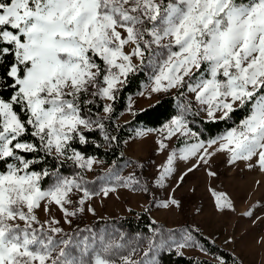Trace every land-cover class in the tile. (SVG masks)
<instances>
[{
    "label": "rangeland",
    "instance_id": "1",
    "mask_svg": "<svg viewBox=\"0 0 264 264\" xmlns=\"http://www.w3.org/2000/svg\"><path fill=\"white\" fill-rule=\"evenodd\" d=\"M12 0L2 32L21 60L19 79L34 130L53 154L73 132L102 128L125 75L148 73L115 119L127 122L163 94L178 113L123 142L127 159L71 154L65 172H0V264H157L168 251L213 259L201 236L241 264H264V96L247 117L212 139L188 125L226 117L264 86V0ZM21 34L22 38H19ZM95 55V56H93ZM100 58L102 67H99ZM205 70L193 72L199 63ZM10 73L16 76V67ZM82 110L85 115L79 113ZM0 154L21 131L0 100ZM22 147V144H18ZM146 211V231L128 227ZM217 258V257H216Z\"/></svg>",
    "mask_w": 264,
    "mask_h": 264
},
{
    "label": "trees",
    "instance_id": "2",
    "mask_svg": "<svg viewBox=\"0 0 264 264\" xmlns=\"http://www.w3.org/2000/svg\"><path fill=\"white\" fill-rule=\"evenodd\" d=\"M12 0H0V10ZM35 1V0H29ZM249 0H231L230 3L242 5ZM9 30L18 33L16 28L8 24L0 25V100L8 103L15 116L21 131L7 138L6 147L0 154V172L13 168L17 175L36 176V185L43 188L53 173L65 172L66 164L71 161V154L77 152L84 157L94 156L105 163L127 159L123 152V142L134 134L138 126L155 129L178 113V95H182L184 88L180 87L174 94L166 93L142 109H136L127 122H116L115 119L122 113L128 96L140 89L142 82L148 78V73L142 65L136 66L128 72L121 85L117 88L110 101L109 112L105 117L100 115L103 105L96 96V104H90L92 109L86 111L96 115L102 128H85L79 134L73 132L59 149V154L51 153L43 134L34 130L27 103L19 95V79H23L30 65L28 60H21L18 50L12 41H6L2 32ZM22 38L21 34H18ZM95 56V55H93ZM99 67H102L100 58L96 57ZM16 67V76L10 71ZM205 70V62L201 60L199 67L193 74ZM258 96H264V86L247 96L242 103L233 108L226 117L219 119L198 118V124L188 122L190 128L203 140L212 139L227 129L235 126L247 117L252 104ZM80 114L85 115L82 110ZM2 116L0 114V131H2ZM22 144V147H18ZM139 219H128L129 228L137 231H146L152 225L146 211L139 212ZM201 241L213 259L200 256L179 254L174 251L163 253L157 264H241L229 251L212 243L207 237L201 236ZM217 257V258H216Z\"/></svg>",
    "mask_w": 264,
    "mask_h": 264
}]
</instances>
